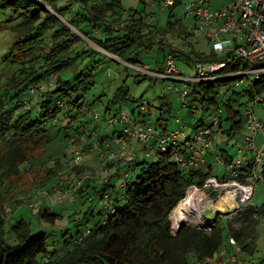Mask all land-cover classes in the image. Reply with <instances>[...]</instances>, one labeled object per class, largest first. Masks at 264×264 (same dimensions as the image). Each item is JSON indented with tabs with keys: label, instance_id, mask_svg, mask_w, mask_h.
I'll use <instances>...</instances> for the list:
<instances>
[{
	"label": "trees",
	"instance_id": "obj_1",
	"mask_svg": "<svg viewBox=\"0 0 264 264\" xmlns=\"http://www.w3.org/2000/svg\"><path fill=\"white\" fill-rule=\"evenodd\" d=\"M62 1L0 0V15L4 17L0 16L1 23L13 35L10 53L0 70V242L4 249L3 264H202L224 246V219L218 214L216 224L208 232L184 224L174 234L170 228V213L184 198L191 184L201 185L212 175L211 167L181 171L171 152H157L152 162L139 160L135 155L138 144L149 152L141 142L135 143L132 153L107 162L103 155L111 150V145L105 147L102 143L105 138L103 140L98 133L92 132L89 121L85 120L91 110L85 96L96 84L91 68L102 62L92 58L95 54L91 56V52L81 46L84 43L82 37L59 18H66V10L70 8L59 5ZM74 2L78 7H73V12L70 10L74 14L69 23L120 59L136 64L135 54L139 49L151 48L155 43L156 29L145 21L142 10L131 8L125 16L121 0ZM177 4L168 7L170 17ZM159 42L164 49L163 39ZM168 53L189 65L197 59L213 57L200 54L194 60L186 50L170 49ZM88 57L91 59L87 60ZM229 83L228 80L196 83L193 98L214 105L215 93L222 86L228 88ZM255 90L264 92V81L256 85ZM251 92L252 89L241 88L232 93L222 119L224 133L234 135L243 129L240 113L244 104L240 99ZM126 95L127 90L120 87L113 101L118 103ZM118 112L112 114L108 107L106 115L111 118ZM61 113L68 119V127L60 128L66 137L74 139L75 132L87 134L91 145L97 143L108 150L102 153L104 167L109 166L106 169L108 175L86 177L74 174L79 182L70 195H96L102 200L101 218L87 231L78 228L74 234L68 232L69 239L66 238L67 232H62L63 246L54 250L48 249L47 232L31 233L22 219L17 220L11 227L16 242L10 244L5 226L11 215L4 217L7 191L12 188L10 177L18 175L21 166L30 162L29 151L32 148L43 146L45 136L50 139L48 129L56 124L53 121ZM167 121L163 115L157 119L163 130L168 129ZM225 122L229 127L228 124L224 127ZM86 129L91 132L86 133ZM118 133L114 131V136ZM79 147L82 149L78 150L84 154L83 146ZM230 157L226 155L224 158L229 160ZM139 165L140 172L132 176ZM67 167L83 171L80 166ZM113 169L112 174L109 170ZM52 171L54 169H48V180L56 177ZM121 178L125 180L120 182ZM59 180L65 182L68 179L59 177ZM74 188H70L71 191ZM255 207L258 206L245 207L233 221L226 219L229 236L236 241L235 251L237 248L248 252L253 249L260 222L254 217ZM41 214L51 222L59 218V214L48 210ZM82 224L79 221L76 226Z\"/></svg>",
	"mask_w": 264,
	"mask_h": 264
},
{
	"label": "rangeland",
	"instance_id": "obj_2",
	"mask_svg": "<svg viewBox=\"0 0 264 264\" xmlns=\"http://www.w3.org/2000/svg\"><path fill=\"white\" fill-rule=\"evenodd\" d=\"M185 2L186 0H183V3L177 4L173 9L172 17H170L169 9H162L160 0H157L156 3H151L149 0H121V7L124 9L125 16L131 8L135 7V9L142 10L145 21L156 29L154 32L156 37L153 46L151 48H141L139 49L140 51L135 54L136 63L138 65H146L151 70L160 68V66L164 64V60L170 51L169 46H171V44L182 46L187 52L192 54L194 60L200 54H204L205 56L213 55L212 40L206 38L202 32H199L198 27L196 28L194 18L186 13L184 6ZM74 3V0L59 2V5L70 7L66 10V18L61 16H59V18L82 37L84 43L81 44V46L83 45L84 49L90 51L91 56L95 54L92 58L101 59L102 64L91 68V75L93 80L96 81V84L87 91L85 96L87 106L91 108L85 120L89 121L87 123L92 132L98 133L101 139L105 138L102 142L105 147L111 145V150L118 149L113 141L114 131L121 132L124 128L123 123L116 122L113 124L108 122L110 119L109 116L106 115L108 107H110L112 114L124 108L126 114L131 118H149L153 120V123L158 125L159 131L163 130L161 125L157 123V119L161 115L168 120L166 124L167 130H173L182 125H187L185 131L190 133L193 130V126L198 123L200 118H203L205 124L211 123L210 117L211 114L215 113V107H210L207 110L199 101H195L197 111L193 114L190 108L184 107L182 102H180L181 100L178 93L162 91L168 84L167 81L155 79L151 75L136 73L135 70L127 66L128 62L109 53L96 42L79 32L69 23V19L74 14L72 13L73 7H78L77 4ZM70 10H72V12ZM78 10L80 11L81 9L79 8ZM0 16L4 18L3 15ZM1 20L0 18V70L2 69L5 57L10 53L9 50L13 40L11 31L6 29V25L1 23ZM169 21H171V26H169ZM162 39L164 41V49L161 48L162 46L159 42V40ZM90 59L91 57L87 58V60ZM177 66L183 75L192 76V74L195 73L194 66L182 60H177ZM183 85V82H178L179 88L183 87ZM120 87L127 90V95L126 98H123L117 103L114 102L113 99ZM221 89L225 90L226 86H222ZM260 94L264 97V92ZM249 99L250 95H244L240 100L245 104ZM143 101L147 103V108L144 112H141L140 106ZM168 104L170 105L168 106ZM168 107H170L171 115L168 113ZM162 108L164 112H162ZM255 111L259 118L264 121V100L255 105ZM95 114H98L99 118L96 119ZM60 118L61 120H59ZM177 119H180V124L176 123ZM161 122L164 123V121ZM53 123L56 124H54L53 127H49V133L47 134L50 139H47L45 136L43 138V146L32 148L29 151L31 156L30 162H26L21 166L22 170L18 175L10 177L12 188L7 191L6 203L4 205L6 208L4 217L11 215V217L7 219L8 221L5 226L8 231L7 238L10 244H15L16 242L15 235L11 232V227L17 220L22 219L28 225L31 233L47 232L48 249L54 250L60 249L63 246L62 232H67L66 238L69 239V235L74 234L76 232L75 230L78 228L87 231L89 227H93L98 223L101 218L99 211L102 206V200H99L96 195L82 196L76 194L75 196L65 197L64 194L66 191H71L70 188L76 187L78 184L79 178H77L78 176H74V174L79 176L94 175L96 177L108 175V170L106 169H109V166L107 168L104 167L102 161V153L106 152L107 149L104 146L101 147L97 143L91 145V140H89L90 138L87 134L81 135L80 132H75L73 135L75 137L74 139L72 136L66 137L60 128L68 127V119L63 118L62 113ZM224 124V127H227V124L229 127V123L225 122ZM212 129L217 133V140L215 142V145L219 149V153L217 154L221 157H223V155L224 157L226 155L236 156V143L238 140L244 142L247 131L242 129L239 133L228 135L218 126H214ZM90 130L86 129V133L91 132ZM257 139L258 143H261L263 140L262 136H258ZM45 140H49L47 141L48 143H46ZM81 145L84 148V154L82 159L77 163L74 154L76 157L77 151H79L78 149L81 148L79 146ZM221 150L224 151L222 152ZM135 155H137L139 160H146L148 162L154 161L155 158L153 154H148V150L144 149V146L141 144L136 146ZM56 161L59 163L57 167ZM207 162L212 165V175L221 179L226 171L225 164L216 161L213 153L208 154ZM68 165L80 166L83 171L80 172L78 169H71V167H67ZM48 169H54L52 173H55L54 176H56L50 178L51 180H48ZM135 169L133 173L130 171L132 176L140 172V165L136 166ZM68 171H70L71 174H66ZM114 171L115 169L109 170L112 174ZM59 177L68 180L65 182L60 181ZM124 180L125 178H121L120 182ZM65 184H67V187H64ZM253 197V202L258 207L263 205L264 184L256 186L255 195ZM229 207H233V205L225 207V209H223V207L217 209L218 212H216V215L220 214L222 219H224L223 245L231 249L233 245L230 242L229 227L226 226L225 222L226 219L229 221L236 219L237 212ZM45 210L59 214V218L54 222L47 220L41 214V212ZM205 215L213 217L215 212L212 209H208ZM85 217H87L86 222L84 220ZM79 221H82L83 224L77 227L76 224H78ZM190 225L196 226L197 224L191 223ZM212 225L213 223L207 224L206 228L196 227L208 232L209 230L207 228L210 226L212 227ZM68 232H70V234ZM233 251H235V249H233ZM237 251L238 248L236 249V252ZM238 255L243 260V264L264 263V221H260L257 225L256 238L252 251L239 250Z\"/></svg>",
	"mask_w": 264,
	"mask_h": 264
},
{
	"label": "built area",
	"instance_id": "obj_3",
	"mask_svg": "<svg viewBox=\"0 0 264 264\" xmlns=\"http://www.w3.org/2000/svg\"><path fill=\"white\" fill-rule=\"evenodd\" d=\"M160 1L162 9L183 3V0ZM184 6L186 13L194 18L199 32L212 40L213 57L192 62L195 69L192 76L181 74L177 59L172 53H168L163 66L156 70L130 62L127 66L136 73L167 81L168 84L162 91L178 93L180 102L184 107L190 108L193 114L197 111V100L192 94L196 83L228 80L229 87L215 93L214 105H208L206 100L200 102L207 110L215 107V113L210 117L211 123L205 124L203 118H200L190 133L185 131L187 125L159 131L153 120L131 118L122 108L108 120L109 123L118 122L124 125L123 130L113 137L118 149L109 150L103 155L107 162L117 161L123 155L132 153L136 142H141L149 148L148 154L171 152L172 158L184 172L196 171L202 167H211L212 170V165L207 162L209 153L215 155L216 161L225 164L226 171L221 179L211 175L203 184L193 183L187 188L184 198L170 213V228L174 234L181 228V223H194L199 228H206L210 223L215 225L218 212L215 204L223 197L233 203V207L229 208L237 213L249 205L256 206L253 202L256 186L264 184V121L255 111V105L264 100L262 94L255 90L256 85L264 81V0H186ZM169 47L176 51L185 50L176 44ZM178 82H183V87L179 88ZM241 87L252 89L250 99L242 106L240 113L243 118L242 128L247 134L244 142L237 141L236 156L226 160L224 156L217 154V133L212 128H222L229 99ZM146 108L147 103L143 101L140 110L144 112ZM95 118H99V115L95 114ZM176 123L180 124V119ZM258 136L263 138L261 143L257 141ZM82 157L83 152L77 151V163ZM76 189L77 187L66 191L65 197H69ZM255 208L254 217L264 221V203ZM208 209L214 210L213 217L205 215ZM212 228L210 226L207 229L210 231ZM230 242L235 249L236 241L233 237H230ZM202 264H243V260L236 251L229 252L224 245L218 253L206 258Z\"/></svg>",
	"mask_w": 264,
	"mask_h": 264
},
{
	"label": "bare ground",
	"instance_id": "obj_4",
	"mask_svg": "<svg viewBox=\"0 0 264 264\" xmlns=\"http://www.w3.org/2000/svg\"><path fill=\"white\" fill-rule=\"evenodd\" d=\"M224 203V204H223ZM183 205V204H182ZM220 205V206H219ZM233 205V203L229 202L228 200H226L224 197L219 200L216 204L215 207L217 209H221L223 207V209H225V207L231 206Z\"/></svg>",
	"mask_w": 264,
	"mask_h": 264
},
{
	"label": "water",
	"instance_id": "obj_5",
	"mask_svg": "<svg viewBox=\"0 0 264 264\" xmlns=\"http://www.w3.org/2000/svg\"><path fill=\"white\" fill-rule=\"evenodd\" d=\"M216 220V217H215ZM184 225V223H181V227ZM214 227V225H212ZM4 260V249H3V245L0 242V264H3Z\"/></svg>",
	"mask_w": 264,
	"mask_h": 264
},
{
	"label": "crops",
	"instance_id": "obj_6",
	"mask_svg": "<svg viewBox=\"0 0 264 264\" xmlns=\"http://www.w3.org/2000/svg\"><path fill=\"white\" fill-rule=\"evenodd\" d=\"M162 66H163V64H162L160 67H162ZM227 249H228L229 252H231V251H233L234 248L231 247V249H229V248L227 247Z\"/></svg>",
	"mask_w": 264,
	"mask_h": 264
}]
</instances>
